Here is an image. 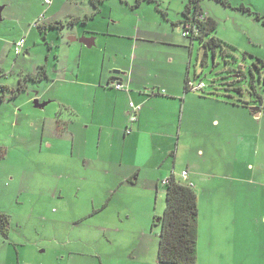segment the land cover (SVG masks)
<instances>
[{"label": "rangeland", "instance_id": "rangeland-1", "mask_svg": "<svg viewBox=\"0 0 264 264\" xmlns=\"http://www.w3.org/2000/svg\"><path fill=\"white\" fill-rule=\"evenodd\" d=\"M64 1L68 2L69 10L75 12L68 16L70 12L66 13V7L61 18L54 19L52 14L56 5L46 6L45 0H2L0 4V83L14 91L18 90L21 83L27 86L14 99L12 92H0V97L6 93V101L0 103V147L8 146L11 154L8 160L5 148L0 153V214L9 218L8 238L0 230V264H93L91 259L73 257V253L102 254L106 263V250L107 253L114 252L126 241L141 245L143 233L149 231L153 239L157 236L158 244L160 241V227L153 226L156 216L149 225L147 220L153 212L157 213V217L164 216V190L159 198L155 193L150 195L146 192L147 184L144 181L138 186L120 189L119 197L113 201L108 214H111L110 220L113 222L121 216L127 220L119 222V226L123 225L121 233L116 232L117 228L106 232V211L82 222V218L93 215L95 209L106 204L105 179L102 176L92 179L91 175H87L88 180L84 181L81 180L82 172L70 173L71 177L64 175L65 167H80L63 161L55 163L54 157L45 153L41 155L35 129L27 127L24 122L25 117L22 115L27 109L32 114H44L54 108L49 105L42 112V109L34 106V101L37 93L44 92L51 85L50 79L56 68H61L68 57L71 58L73 71H76L78 63L85 64L87 61L86 49L84 56H81L79 49L66 54L64 46L68 47L69 44L63 43L62 47L59 42L70 41L68 35L73 37L80 31L89 32L92 29L89 24L94 22L97 14L91 20L94 13L83 12L91 4L90 0L87 4L85 0ZM124 2L106 0L109 8H115L113 17L116 20L110 18L111 14L106 8V21L101 18L97 21L99 26L106 25V28L100 27L98 36L108 30L120 33L125 25L131 28L135 24L133 18L127 19L118 14L117 10L135 5L136 0ZM188 2L156 0L151 5L144 2L137 22L142 20V15L151 13L149 20L144 22H149L148 26L160 33L167 29L170 34L175 27L165 23L162 12L166 11L168 19L177 23L183 20V10ZM225 2L201 0V7L205 14L217 21L218 29L213 35L227 44L229 54L222 55L220 49L216 53L212 49L206 51L198 40L192 46V42L180 33V27L177 28L176 41L180 43L178 45L186 44L184 47L188 49L175 50L187 54L191 64V78L206 83L207 91L231 95L233 98L230 100L235 103L243 104L246 101L250 107L261 108L255 90L264 97V68L260 62L264 60V25L255 19V14L240 9L242 5L246 6L244 0ZM157 6L162 12L156 10ZM251 10L255 12L253 7ZM66 15L70 19L90 17V20L88 25L70 27L66 25L69 19ZM119 20L122 23L115 24ZM39 21L41 25L65 23V27H49L45 33H40L36 27H32ZM99 26L95 28L96 33ZM24 37L25 48L17 56L14 44ZM74 46L80 48L79 43ZM169 50L161 52L164 61L171 54ZM56 60L61 63L57 65ZM124 60L129 62L127 58ZM43 68L47 79H27L30 74L42 73ZM141 72L144 71L140 68L136 70V73ZM196 76L199 78L196 79ZM253 76L254 85L251 84ZM235 88H242L245 94H239ZM221 97L217 96L218 99L226 100ZM32 98L31 104H27ZM231 125L229 128L222 121L220 126L190 137L191 146L203 147L205 155L199 157L191 150L187 156L182 154L179 157L178 167L180 171L190 167L193 177L200 182L202 214L198 224L202 228L204 224L207 227L214 225V233L218 236L215 241L224 242V249L229 253H218L216 263L231 261L233 264H264V116L252 121L241 113H233ZM26 135L31 136L28 157L23 156L27 151L24 143ZM169 160L173 163L174 157ZM126 222L129 226L127 228ZM144 226L148 228L143 229ZM111 237L118 238L110 244L106 241ZM246 243L248 247L243 252L242 247Z\"/></svg>", "mask_w": 264, "mask_h": 264}, {"label": "crops", "instance_id": "crops-1", "mask_svg": "<svg viewBox=\"0 0 264 264\" xmlns=\"http://www.w3.org/2000/svg\"><path fill=\"white\" fill-rule=\"evenodd\" d=\"M57 2L45 4L49 7L56 5L52 19L61 18V13H64L66 7V13L70 12L68 16L75 12L69 10L71 8L67 6L68 2L64 0ZM88 2L89 0H85L86 4ZM153 2L155 3L156 0ZM244 4L253 7L255 12L264 16V0H244ZM144 5L143 3L135 9H133L134 5L124 6L125 8L117 10L118 14L136 21L131 28L125 25L120 33L108 30L98 36L101 32L100 27L106 25L99 26L97 21L106 18V8L111 14L110 18L114 19L115 8H109L105 0L100 5L101 14L98 12L94 22L89 24L92 27L89 32L80 31L73 37L68 35L71 38L69 43L66 42L67 40L59 42L62 47L63 43L69 44L68 47L64 46L66 54L77 49L81 56H84L85 49L88 53L87 61L85 64L78 63L76 71H73L71 58L68 57L61 68L54 70L50 79L51 85L44 92L37 93L35 101H40V104L48 103L44 108H39L43 110L42 112L49 105H53L54 108L44 114H32L27 109L22 115L25 117L24 122L26 121L27 127L35 129L37 133L41 155L45 153L49 157H54L55 163L63 161L72 165L78 164L80 167V169L65 167L64 175L71 177L75 172L77 174L82 172L81 180L84 181L87 175H91L92 179L100 176L105 179L106 204L95 209L93 215L82 218L81 221L106 211V232L111 228H117L116 232L121 233L123 225L119 226V222L127 221L121 216L119 220L113 222L110 220L111 214H108L113 201L119 197L120 189L138 186L144 181L147 184L146 192L150 195L155 193L159 198L163 190L166 195L164 182L172 175L182 180L183 173L187 170H189L187 183L192 184L198 194L199 219H201L200 182L193 177L190 167L186 169L184 167L181 171L178 167L179 157L182 154L187 156L192 150L199 157L205 155L203 147L191 146L189 140L198 132L220 126L222 121L230 128L233 113H241L252 121L260 120L264 116V106L257 117L252 114V110L233 101L218 99L215 96H203L201 92L186 91V79L191 73V64L185 52L175 49H188V47H184L186 46L184 43L178 45L180 43H177L175 38L178 27L173 28L170 34L167 29L160 33L149 27V22L144 21L149 20L151 13L142 15V20L138 23L139 12ZM92 9V5L89 4L83 12L92 14ZM52 10L53 8L50 11ZM68 16L66 15V18H69ZM164 20L166 24L176 23L171 22L170 19ZM121 23L120 20L115 22L118 25ZM98 26L96 33L95 28ZM179 27L182 34V26ZM87 33L91 35L86 37ZM95 34L97 35L92 37ZM80 36L93 39L94 43L90 40L91 47H88L74 41ZM75 43H79L80 48H76ZM166 49H171L169 50L171 54H168L164 61L161 52ZM125 58L129 62L124 60ZM59 63L61 61H57V65ZM139 68L144 72L136 73ZM116 71L120 73L115 75ZM136 74L138 76H135ZM117 82L122 83L124 89H116L114 84ZM32 101L33 98L27 104L30 105ZM131 103L141 108L138 121L132 126L129 122L132 113ZM129 127H132L131 133H127ZM30 138L31 136L28 135L26 141L24 140L27 151L23 156L26 157L30 153ZM4 148L8 154L6 158L9 160L8 146H1L0 153H3ZM170 157H174L173 163L169 160ZM80 162L83 164L81 165ZM154 216H157V213H150L147 225L151 224ZM127 225L128 222L126 228L129 227ZM211 227L204 224L202 228L200 223L198 224V264H221L215 261V258H219L218 253L229 254L224 249V242L215 241V237L218 236L214 233V225ZM146 228L148 227L144 226L143 229ZM117 238L111 237L106 242L111 244L112 240ZM157 240V236L153 239L149 231L143 233L141 245L126 241L114 252L107 253L106 250V263L102 254L73 253L72 255L79 259H91L93 264H159ZM229 245L232 249L231 242ZM247 247L248 244H244L242 251L246 252ZM224 264L233 263L228 261Z\"/></svg>", "mask_w": 264, "mask_h": 264}, {"label": "trees", "instance_id": "trees-1", "mask_svg": "<svg viewBox=\"0 0 264 264\" xmlns=\"http://www.w3.org/2000/svg\"><path fill=\"white\" fill-rule=\"evenodd\" d=\"M105 0H90V3L95 9L92 14V18L99 12L100 5L103 4ZM222 4H226L225 0H217ZM144 2L154 3L153 0H136V4L133 6V9L140 7ZM122 3H125L122 0ZM46 4V3H45ZM50 5V4H46ZM157 11L162 12L160 7L157 6ZM241 10L248 12L249 14H255V19L260 21L264 25V16L259 15L257 12H253L251 8L242 5L240 7ZM164 14V18L168 19V13L166 11L162 12ZM41 20V19H40ZM90 17H72L67 20L66 25L70 27H74L80 24L88 25ZM44 22V21H43ZM41 21L36 22V27L40 33H45L46 30L51 27L54 29L64 28L65 23H51L47 25H41ZM174 27L182 26V35L186 39H189L193 43L195 41H199L200 44L207 49H212L214 53H216L217 49L221 50L222 55L229 54V50L227 48V44H225L220 39L216 38L213 34L218 29V23L213 18L208 17L205 14L201 7V0H189V2L185 5L183 10V20L179 23H173ZM184 33L187 35L185 36ZM26 39V38H25ZM22 40V39H21ZM20 41V40H19ZM69 43V41H68ZM16 44V43H15ZM15 51V47H14ZM23 52V51H22ZM22 52L17 56H20ZM205 52V56H206ZM263 68H264V60H260ZM240 74H243L240 72ZM117 75V74H115ZM190 75V76H189ZM253 75V73H252ZM47 74L45 72V68H43V72L37 75L30 74L27 76V79L32 81H38L42 79H47ZM196 79L199 76L195 77ZM190 82L194 85L198 86L201 83H204L202 80L199 82L195 81L191 78V74H188L186 79V91H193L191 87H189ZM255 77H252L251 84L254 85ZM122 83H115V85ZM205 87L201 90H197L196 92H201L203 96H222L221 98H226V100L231 101L233 98L231 95H222L219 93H215L214 91H207L206 83ZM123 85V84H122ZM255 87V86H254ZM26 84L21 83L18 87L17 91L7 85H3L0 83V92H12V99L16 98L20 93H23L26 90ZM124 89V85H123ZM239 92V94H245L242 88H235ZM255 95L257 96L258 102L261 103L262 107L264 106V97L259 94L255 90ZM6 93L0 97V103H4ZM238 104V103H236ZM244 107L251 110L249 104L244 101ZM260 108V112L262 110ZM255 114V112H252ZM138 121V120H137ZM136 121V122H137ZM130 122V117H129ZM135 122V123H136ZM135 123H131L130 125H134ZM132 132V127H129L127 133ZM188 176V172H187ZM187 176L182 177V180L177 179L175 175H172L168 180L165 181V189H166V209L163 217H155L153 226L160 227V241H159V253H158V262L159 264H198V220H199V198L194 186L192 184L187 183ZM112 198H110L111 200ZM108 204L106 205V207ZM0 230L3 236H9V218L0 214Z\"/></svg>", "mask_w": 264, "mask_h": 264}, {"label": "built area", "instance_id": "built-area-1", "mask_svg": "<svg viewBox=\"0 0 264 264\" xmlns=\"http://www.w3.org/2000/svg\"><path fill=\"white\" fill-rule=\"evenodd\" d=\"M51 2H52L51 0H45L46 4H51ZM35 26H36V24H35ZM184 35L186 36L187 34L184 33ZM25 43H26V39L25 38H23L22 40L16 42V44H15V53L16 54L19 55L24 50ZM189 87H191L193 91H197V90L203 89L205 87V84L201 83L198 86H196L192 82H190ZM115 88L119 89V90H122L123 89V85L122 84L115 85ZM130 107H131V110H132V113L130 114V122L131 123H135L138 120V113H139L141 108L138 107V106H135L133 103H131ZM184 176H187V172L183 173V177ZM164 184H165V182H164Z\"/></svg>", "mask_w": 264, "mask_h": 264}, {"label": "water", "instance_id": "water-1", "mask_svg": "<svg viewBox=\"0 0 264 264\" xmlns=\"http://www.w3.org/2000/svg\"><path fill=\"white\" fill-rule=\"evenodd\" d=\"M0 20H1V16H0ZM92 41V43H94V40L93 39H90V38H86V37H82V38H80V39H77V38H75L74 39V41H78V42H80V43H82V44H85L86 46H88V47H91V44H90V42ZM115 74H118V73H120V72H118V71H116V72H114ZM35 107L36 108H44L48 103H43V104H40V102L38 101V100H36L35 102ZM251 110L253 111V112H255L256 113V116L257 117H259V114H260V108H258V107H253V108H251Z\"/></svg>", "mask_w": 264, "mask_h": 264}]
</instances>
